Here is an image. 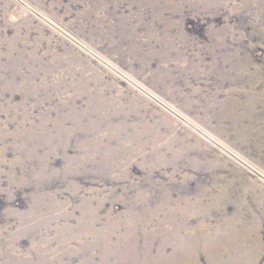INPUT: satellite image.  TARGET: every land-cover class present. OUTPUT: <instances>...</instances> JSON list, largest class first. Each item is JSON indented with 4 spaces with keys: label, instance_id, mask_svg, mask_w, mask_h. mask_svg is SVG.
<instances>
[{
    "label": "rangeland",
    "instance_id": "rangeland-1",
    "mask_svg": "<svg viewBox=\"0 0 264 264\" xmlns=\"http://www.w3.org/2000/svg\"><path fill=\"white\" fill-rule=\"evenodd\" d=\"M261 201L264 0H0V264H117L89 209L127 264H264Z\"/></svg>",
    "mask_w": 264,
    "mask_h": 264
},
{
    "label": "bare ground",
    "instance_id": "bare-ground-1",
    "mask_svg": "<svg viewBox=\"0 0 264 264\" xmlns=\"http://www.w3.org/2000/svg\"><path fill=\"white\" fill-rule=\"evenodd\" d=\"M73 111V110H72ZM75 112V111H74ZM73 112V113H74ZM79 113V112H78ZM91 114V113H90ZM81 115V113H79L78 115H76V116H80ZM73 117H75V116H73ZM76 119H77V117H76ZM163 187V186H162ZM224 189V188H223ZM222 191H224V190H222ZM226 191V190H225ZM225 191H224V193H225ZM223 193V192H222ZM241 195V194H240ZM222 197V196H221ZM240 197V196H239ZM224 198V197H223ZM222 198V199H223ZM229 198V197H228ZM94 199V198H93ZM166 200V199H165ZM167 200H168V198H167ZM262 200V199H261ZM83 202V201H82ZM226 202V201H225ZM263 202L261 201L259 204H257V205H262V206H264V204H262ZM221 204V203H220ZM61 205V204H60ZM90 204L89 203H87V211H86V214L88 213V206H89ZM58 206V205H57ZM92 206V205H91ZM90 206V207H91ZM136 206V205H135ZM164 206V205H163ZM59 207V206H58ZM93 207V206H92ZM137 208V207H136ZM136 208H130V210L131 211H134ZM53 209V208H52ZM85 209V210H86ZM93 209H95V208H93ZM236 209L238 210L236 213H235V217H237V219H241L242 217H244L246 214H248L247 212H245V211H243L242 210V208L239 206V205H237V207H236ZM92 210V209H91ZM90 209H89V213H92V214H94L93 215V217H92V219H91V221H90V223L89 224H81V226L79 227V226H77L78 227V231L76 232V235L77 234H81V233H94L96 236H95V239H96V241L94 242V244L95 245H97V246H101L100 247V249L102 250V251H105V252H108V254H112V255H114V257H118V261H117V264L119 263V264H127V257H128V255L129 254H131V252L129 253V250H128V248L131 246V248H132V245H130L129 246V238H130V235H121V237L119 238V240H118V245H117V247L114 249V250H110L111 248V246L109 245L110 244V236L109 235H107L106 234V232L104 231V230H98V229H96L94 226H96V224H97V221L99 220L98 219V214H97V216L95 215L96 214V211H91ZM96 210H97V208H96ZM252 211V210H251ZM131 213V215H132V219H133V221H140V220H142L143 218H144V214H135V212H130ZM129 213V214H130ZM253 214V218H254V220H257L258 218H259V216L255 213V211L252 213ZM251 214V215H252ZM85 215V214H84ZM248 215H250V214H248ZM263 216H264V214H263ZM88 217V216H87ZM84 218V217H83ZM91 218V217H90ZM173 218V217H172ZM185 218V217H184ZM234 218V217H233ZM90 220V219H89ZM228 220V219H227ZM239 221V223H240V227L238 228V230H233L232 231V234L233 233H238V234H240V236H243V242L241 243V244H248V242H250L251 241V239H250V233L252 234V231H253V226H251V225H249V224H247V223H245V222H242V220H238ZM80 223H81V221H79ZM78 222V223H79ZM89 222V221H88ZM86 223V222H85ZM119 223V222H118ZM258 224H259V222H257ZM109 224V223H108ZM120 225H121V222L119 223V227H120ZM223 225V224H222ZM227 225V224H226ZM178 226H180L181 228H182V226H183V224L182 223H179L178 224ZM231 226V225H230ZM258 227H259V225H258ZM117 227L115 226V225H113L112 226V224H109L108 226H107V229L109 230V232L111 233V232H113L114 233V231H115V229H116ZM127 228V227H126ZM233 228V227H232ZM128 229V228H127ZM178 229V228H177ZM131 230H133L132 229V227H130L129 229H128V231H131ZM107 231V230H106ZM180 231V230H179ZM218 231V230H217ZM194 232V231H193ZM226 232V231H225ZM133 233V232H132ZM85 235V234H84ZM219 235H220V233H219ZM227 235V234H226ZM237 235V234H236ZM82 236V235H81ZM189 236V235H188ZM196 236V235H195ZM229 236V235H228ZM135 237V236H134ZM257 238L256 239H261L259 236H256ZM73 238V237H72ZM109 238V239H108ZM201 238V237H200ZM210 238V237H209ZM213 238V237H212ZM215 238V237H214ZM225 238V237H224ZM229 238V237H228ZM227 238V239H228ZM233 238V237H232ZM196 239V238H195ZM205 239V238H204ZM235 239V238H234ZM198 240H199V238H198ZM215 240V239H214ZM229 240V239H228ZM113 241V240H112ZM188 241V240H187ZM194 241V240H193ZM233 242H234V240H232ZM258 241V240H257ZM220 242V241H219ZM223 242V241H222ZM232 242V243H233ZM254 242H256V241H254ZM259 242V241H258ZM224 243V242H223ZM195 244V243H194ZM215 244V243H214ZM187 245H189V244H187ZM210 245V244H209ZM213 245V244H212ZM225 245V244H224ZM89 246H91V245H89ZM211 246V245H210ZM219 246V245H218ZM212 247V246H211ZM93 248V247H92ZM114 248V247H113ZM214 248V247H213ZM226 248H227V246H226ZM210 249V248H209ZM212 249V248H211ZM210 249V250H211ZM235 251V249H234V246L233 247H229L228 249H227V251H226V249H225V251L226 252H228V253H230V251ZM187 251V250H186ZM215 251V250H214ZM37 252V251H36ZM211 252V251H210ZM209 252V253H210ZM213 252V251H212ZM224 252V251H223ZM222 252V253H223ZM184 253V252H183ZM211 254V253H210ZM132 255H133V253H132ZM215 255V254H214ZM108 256V255H107ZM221 256V255H220ZM135 257V256H134ZM137 257V256H136ZM184 257H185V255H184ZM187 257V256H186ZM218 257V256H217ZM214 258V257H213ZM216 258V257H215ZM176 259V258H175ZM187 259V258H186ZM211 259V258H210ZM116 260V259H115ZM132 260V259H131ZM182 261H184V260H182ZM222 261V260H221ZM34 262V261H33ZM104 262L105 263H111L106 257H105V260H104ZM216 262H217V260H216ZM103 263V262H102ZM219 263V262H218ZM222 263H223V261H222ZM22 264H33L32 263V261H24ZM36 264V263H35ZM37 264H43V262H41V261H39V263H37ZM154 264V263H153ZM212 264V263H211ZM214 264H216V263H214Z\"/></svg>",
    "mask_w": 264,
    "mask_h": 264
}]
</instances>
